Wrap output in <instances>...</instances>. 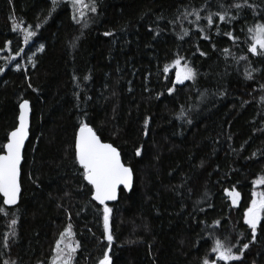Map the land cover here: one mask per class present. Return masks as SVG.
Here are the masks:
<instances>
[{
  "label": "trees",
  "instance_id": "1",
  "mask_svg": "<svg viewBox=\"0 0 264 264\" xmlns=\"http://www.w3.org/2000/svg\"><path fill=\"white\" fill-rule=\"evenodd\" d=\"M83 4L0 0V146L18 126L19 105L32 108L21 202L0 204V264H51L69 224L79 243L72 264H99L106 251L112 264H203L215 259L216 240L237 255L249 244L228 264H264V220L255 242L243 221L252 181L264 177V56L248 51L264 0ZM215 13L236 19L213 15L209 28L204 18ZM26 31L36 33L27 43ZM178 58L196 77L169 94L175 74L163 69ZM81 122L134 174L133 190L108 206L110 250L104 207L76 161ZM226 189L240 193L238 206Z\"/></svg>",
  "mask_w": 264,
  "mask_h": 264
},
{
  "label": "snow or ice",
  "instance_id": "2",
  "mask_svg": "<svg viewBox=\"0 0 264 264\" xmlns=\"http://www.w3.org/2000/svg\"><path fill=\"white\" fill-rule=\"evenodd\" d=\"M53 5L56 4V0H52ZM73 8L79 11L83 4V0H72ZM236 8H241L243 5L235 4ZM251 7V5H248ZM92 12H96V7L93 5L91 7ZM196 17V21L201 19L198 12L192 13ZM213 15L218 16V19L222 23H231L236 17H227L226 14H209L204 19L207 20L208 27H212ZM81 18H83V12H80ZM76 20V16H73ZM79 22V20H77ZM19 27L18 25H13V31ZM203 32V29H198ZM252 33V43L248 47V51L256 56H264V24H257L255 29H249ZM217 34H221L219 31ZM36 33L34 31H26L25 43H27ZM105 35H111V33H105ZM189 32L185 30L183 32L184 36H188ZM233 43L236 42V37L233 36L231 32H224ZM204 40L210 39V37L205 34L201 37ZM40 51H43V45L40 46ZM23 51V49H21ZM229 49H224V52H229ZM200 55H205L204 52H200ZM241 59H246V57H241ZM172 68H175V80L172 82V87L168 89L169 94H171L176 85L183 84L185 81L194 80L196 77V72L194 68L190 67L188 64L181 65V60L178 58L174 61ZM2 71V69H0ZM164 73L167 74L170 71L168 66L163 69ZM247 79L251 80L253 77L251 73H246ZM19 126L12 131L8 138L7 143L0 146V196L3 197L0 204L6 206L16 205L20 196L21 188L19 183L20 176V165L22 160V149L24 148L25 140L28 137V111L29 103L25 100L19 105ZM191 123V121H189ZM148 121H145V127L147 128ZM147 132H145V135ZM141 154L140 150L137 149L136 155ZM75 155L76 161L83 169V178L87 181L89 185L94 189L92 199L97 201L100 205H105L103 208V223L104 231L106 234V239L108 241V248L111 249L113 236L109 229V217L112 211L111 208L106 206V201H113L117 199V190L123 185L124 188L128 189L132 183V171L130 168L124 166L121 163L120 153L115 147L108 143H102L97 134L93 131L87 123L81 122L79 126V132L75 141ZM253 191L251 192V201L247 209L243 213L244 224L248 226L251 230L252 242H255L257 229L261 226V221L264 220V191H257L256 187L264 185V177L252 181ZM226 195L231 198V203L233 206H238L240 199V193L233 189L232 191L225 190ZM0 212L5 215V209L0 207ZM12 225H15L17 221L13 219L11 221ZM219 223V222H217ZM74 236L72 231V225L69 224L65 231L61 233L60 239L56 243V259L61 262V264H72L73 256L79 248V243L77 242L75 246L71 243V238ZM65 238L69 239V243L65 244ZM64 244V248L61 245ZM249 244H244L239 255L234 254L231 247H225V245L220 241L216 240L214 246L211 248V252L215 254V259L205 258L203 264H217L218 261H224L228 264L229 261H238L242 259L243 250L248 249ZM65 249H67V254H65ZM7 264V262H5ZM99 264H112V259L106 251L103 255V259L100 260Z\"/></svg>",
  "mask_w": 264,
  "mask_h": 264
},
{
  "label": "water",
  "instance_id": "3",
  "mask_svg": "<svg viewBox=\"0 0 264 264\" xmlns=\"http://www.w3.org/2000/svg\"><path fill=\"white\" fill-rule=\"evenodd\" d=\"M29 103V102H28ZM31 125H32V108H31V105L29 103V111H28V137L27 139L25 140V144H24V148L22 149V160H21V165H20V176H19V183H20V188H21V192H20V196H19V199H18V202L16 205H13V206H6V208L8 209H13V208H16L20 202H21V197H22V192H23V189H22V184H21V177H22V166H23V162H24V153H25V149L30 141V138H31ZM18 126H19V117H18ZM17 126V127H18ZM90 127V126H89ZM92 128V127H91ZM93 129V128H92ZM94 131V129H93ZM79 132V131H78ZM95 132V131H94ZM96 133V132H95ZM78 135V134H77ZM98 136V135H97ZM99 137V136H98ZM100 138V137H99ZM101 140V138H100ZM102 143H105L101 140ZM110 144V143H108ZM112 145V144H111ZM113 146V145H112ZM114 147V146H113ZM117 149V148H116ZM117 151L120 153V151L117 149ZM120 158H121V163H123V160H122V157H121V153H120ZM124 164V163H123ZM125 166V165H124ZM127 167V166H126ZM129 168V167H128ZM131 169V168H130ZM132 171V170H131ZM133 187H134V174H133V171H132V183H131V186L130 188L126 189L123 187V185H121L118 190H117V199L116 200H113V201H106V206H110L112 204H115L116 202H118L119 200V197H120V191L121 189H124L127 193H130L132 190H133ZM93 193H94V189H93ZM2 197V196H1ZM3 199V197H2ZM94 202L96 204H98L100 207H104L105 205H100L97 201L94 200Z\"/></svg>",
  "mask_w": 264,
  "mask_h": 264
},
{
  "label": "rangeland",
  "instance_id": "4",
  "mask_svg": "<svg viewBox=\"0 0 264 264\" xmlns=\"http://www.w3.org/2000/svg\"><path fill=\"white\" fill-rule=\"evenodd\" d=\"M183 64L184 63L181 62V65H183ZM175 71H176V69L171 67L169 72H173L175 74ZM187 82H189V81H185L184 83H187ZM109 219H110V217H109ZM109 222H110V220H109ZM69 242H70L69 239L68 238H65V244L66 243H69ZM71 243L73 244V246H75L76 242L74 240V236L71 238ZM61 248H64V244L61 245ZM65 254H67V249H65ZM74 254L75 253H72V256L73 257H74ZM56 257H57V253L55 254V257H54L53 261L51 262V264H61V262L59 260H57Z\"/></svg>",
  "mask_w": 264,
  "mask_h": 264
}]
</instances>
